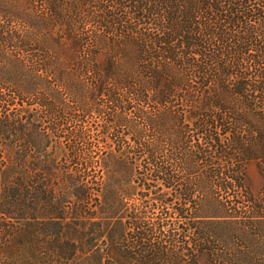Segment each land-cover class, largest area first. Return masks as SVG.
I'll list each match as a JSON object with an SVG mask.
<instances>
[{"label": "trees", "instance_id": "obj_1", "mask_svg": "<svg viewBox=\"0 0 264 264\" xmlns=\"http://www.w3.org/2000/svg\"><path fill=\"white\" fill-rule=\"evenodd\" d=\"M33 2L64 25L67 11L81 10L93 22L100 11L108 21L103 28L113 26L136 40L146 84L157 91L156 103L176 117L181 146L188 126L204 130L190 162L204 168L218 193L231 195L197 204L182 185L174 205L154 199L171 206L181 231H165L167 221L143 228L136 241L144 247L137 253L136 246L123 248L130 264H264V186L253 195L245 185L251 162L264 178V0H112L108 7L119 14L105 0ZM14 99L23 103L20 96ZM17 111L0 115V264H36L32 239L48 231L59 240L66 194L58 186L59 151H47L50 133L33 111ZM164 175L163 185L172 187L171 175ZM155 228L162 234L157 239L148 235Z\"/></svg>", "mask_w": 264, "mask_h": 264}, {"label": "rangeland", "instance_id": "obj_2", "mask_svg": "<svg viewBox=\"0 0 264 264\" xmlns=\"http://www.w3.org/2000/svg\"><path fill=\"white\" fill-rule=\"evenodd\" d=\"M105 1L110 9L112 0ZM80 13L65 12L64 25L41 2L0 0V115L33 111L52 137L48 153L59 151L65 220L57 223L59 240L48 231L46 238L35 234L36 264H130L123 248L136 246L137 253L144 247L136 241L143 228L167 221L165 231H181L174 210L153 202L157 197L174 205L184 185L197 204L217 194L222 202L232 198L218 193L204 168L190 162L204 130L188 126L181 146L176 117L156 103L157 91L146 84L137 41L113 26L105 29L108 21L100 11L94 22ZM165 173L175 188L163 185ZM245 182L253 195L263 188L255 162L246 165ZM148 235L162 236L156 228ZM6 240L11 241V231ZM62 245L66 254L61 255Z\"/></svg>", "mask_w": 264, "mask_h": 264}]
</instances>
